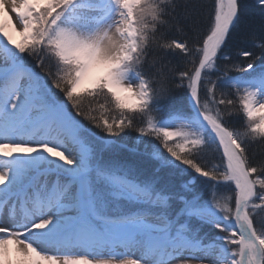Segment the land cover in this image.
<instances>
[{"label": "snow or ice", "instance_id": "6c2138e0", "mask_svg": "<svg viewBox=\"0 0 264 264\" xmlns=\"http://www.w3.org/2000/svg\"><path fill=\"white\" fill-rule=\"evenodd\" d=\"M0 264H264V0H0Z\"/></svg>", "mask_w": 264, "mask_h": 264}, {"label": "rangeland", "instance_id": "374dc122", "mask_svg": "<svg viewBox=\"0 0 264 264\" xmlns=\"http://www.w3.org/2000/svg\"><path fill=\"white\" fill-rule=\"evenodd\" d=\"M16 39H18V37H16Z\"/></svg>", "mask_w": 264, "mask_h": 264}, {"label": "trees", "instance_id": "16d2710c", "mask_svg": "<svg viewBox=\"0 0 264 264\" xmlns=\"http://www.w3.org/2000/svg\"><path fill=\"white\" fill-rule=\"evenodd\" d=\"M249 2H250V0H249ZM134 135V134H133Z\"/></svg>", "mask_w": 264, "mask_h": 264}]
</instances>
